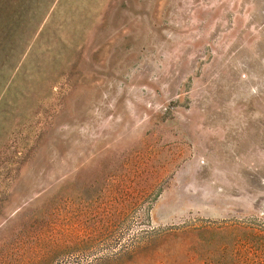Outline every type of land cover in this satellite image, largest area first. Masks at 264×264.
<instances>
[{"label": "rangeland", "instance_id": "obj_1", "mask_svg": "<svg viewBox=\"0 0 264 264\" xmlns=\"http://www.w3.org/2000/svg\"><path fill=\"white\" fill-rule=\"evenodd\" d=\"M0 264H264V0H0Z\"/></svg>", "mask_w": 264, "mask_h": 264}]
</instances>
